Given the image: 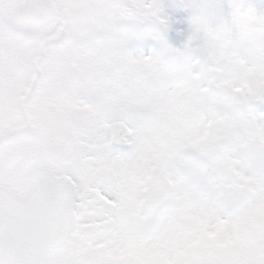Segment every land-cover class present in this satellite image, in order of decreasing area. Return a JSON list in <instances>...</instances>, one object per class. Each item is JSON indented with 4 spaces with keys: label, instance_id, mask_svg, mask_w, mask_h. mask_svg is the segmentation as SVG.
Returning <instances> with one entry per match:
<instances>
[{
    "label": "snow or ice",
    "instance_id": "6c2138e0",
    "mask_svg": "<svg viewBox=\"0 0 264 264\" xmlns=\"http://www.w3.org/2000/svg\"><path fill=\"white\" fill-rule=\"evenodd\" d=\"M0 264H264V0H0Z\"/></svg>",
    "mask_w": 264,
    "mask_h": 264
}]
</instances>
